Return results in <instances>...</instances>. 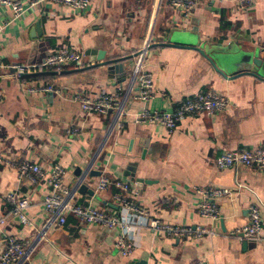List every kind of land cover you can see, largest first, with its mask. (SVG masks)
<instances>
[{
    "label": "crops",
    "instance_id": "1",
    "mask_svg": "<svg viewBox=\"0 0 264 264\" xmlns=\"http://www.w3.org/2000/svg\"><path fill=\"white\" fill-rule=\"evenodd\" d=\"M171 5L172 0H91L83 12L49 2L5 28L0 57L7 65L40 63L60 48L75 51L80 61L21 78L0 71V251L6 248L5 233L31 242L48 219L43 201L52 188L47 178L35 184L19 176L16 167L27 162L47 174L62 166L68 189L89 166L100 173L86 178V192L78 194L77 204L123 212L117 199L123 192L115 184L97 191L103 175L113 183H130L135 193L125 197L149 218L216 233L171 238L143 228L133 236L134 252L123 257L115 248L119 228L81 224L69 216L49 232L27 264H264V208L259 240L236 234L248 224L250 207L260 201L264 205V171L215 165L226 151L264 148V76L240 61L230 69L211 61L220 54L239 59L248 51L264 58V0L247 10L235 9L230 0H201L185 24ZM12 16L11 8L0 7V21ZM151 34L147 67L155 79L153 99L145 105L129 98L120 130L112 129L109 115H84L72 96L116 93ZM182 34L190 41L174 39ZM180 43L186 47L173 46ZM88 50L101 51L102 59L97 53L86 55ZM116 62L123 68L111 74L108 68ZM47 85L61 94L27 91ZM209 92L227 98L226 112L184 119L173 131L135 121L144 108L172 111L188 97ZM238 185L249 190L218 200V221L199 214L200 190ZM9 194L30 196V226L13 216Z\"/></svg>",
    "mask_w": 264,
    "mask_h": 264
},
{
    "label": "built area",
    "instance_id": "2",
    "mask_svg": "<svg viewBox=\"0 0 264 264\" xmlns=\"http://www.w3.org/2000/svg\"><path fill=\"white\" fill-rule=\"evenodd\" d=\"M259 0H230L237 10H247ZM59 3L73 7L80 11H87L90 7L91 0H30L25 4L22 0H0V7L11 8L13 16L10 20L0 21V36L5 28L11 22L22 18L30 10H38L46 3ZM201 0H172V9L175 11L183 24L189 22V19ZM153 44L152 34L149 36L142 49L137 53L136 61L132 65L130 72L125 76L124 82L117 86L116 93H107L101 91L95 96L83 97L73 95L72 99L80 104L81 111L84 115L92 113L100 115H109L112 119V129L122 127L126 117V104L129 98L147 105L156 93V85L153 74L148 70L149 53ZM80 56L75 51L67 48H60L55 52L47 55L40 63L7 65L0 57V71L4 77L21 78L30 73H36L46 68L62 69L65 65L77 63ZM28 92H43L61 94L59 90L51 85L41 87H30ZM125 91V96L120 95ZM119 93V94H118ZM2 94L0 93V104ZM229 101L222 95L215 93H199L193 97H188L172 111H159L144 108L135 116V121L141 125H160L173 131L178 127L180 121L207 114L215 116L223 114L229 107ZM1 160V159H0ZM215 165L219 169L248 168L258 171H264V148L255 150H234L226 151L219 156ZM18 174L21 178H29L32 183H38L47 178L52 192L47 195L43 205L48 219L46 224L38 230L35 238L30 242H22L16 237L6 235V248L0 251V264H27L32 254L40 243L45 241L49 232L55 227H61L66 223L69 216L75 217L81 224H96L107 229L121 230L115 248L123 257H129L136 248L134 234L141 229L146 228L155 233L165 235L171 238H202L204 236H215L216 233L211 229L199 228L193 230L190 227L163 222L159 219L149 218L146 210L130 202L125 196L128 192L135 193L133 186L127 182L113 183L107 176H101L97 185V191L107 190L112 184H115L123 194L118 196L123 212L119 215L111 214L108 211L98 209L92 205H80L76 203V197L86 178L92 172V167L85 169L74 188L68 189L65 183L66 171L60 165H55L49 171V174L43 169L32 163H21L17 167ZM241 189H248L244 185H238L235 189L210 188L200 190L202 199L198 203V212L202 217L218 221L221 218L218 207V200L232 198ZM7 202L12 206L13 216L16 217L23 225L30 226L27 216V210L31 205L30 196L22 198L16 197L15 194H9L6 197ZM264 208L260 201L249 209L248 224L236 233L246 240H259L263 231V218L261 209ZM1 224L4 220L0 221ZM194 264H207L204 261H197Z\"/></svg>",
    "mask_w": 264,
    "mask_h": 264
},
{
    "label": "water",
    "instance_id": "3",
    "mask_svg": "<svg viewBox=\"0 0 264 264\" xmlns=\"http://www.w3.org/2000/svg\"><path fill=\"white\" fill-rule=\"evenodd\" d=\"M174 39H178L180 42L190 41V38L185 37L183 34L180 36H174ZM173 46L186 47V45H182V43H180V45L175 44ZM96 53L99 54L100 55L99 58L102 59L103 54L101 53V51L96 52L94 50H88L86 52V55H92V54H96ZM211 61L216 66H218V64H219V66L221 68H226V69H230L237 61H240L245 66H247V68L253 67L255 70V75L264 76V58L261 56V53L258 51H255V52L254 51H248L244 55H242L239 59H234V56L231 57L228 54H220V56L216 57L215 59L211 58ZM122 68H123L122 65L119 64L118 62H116V63H112V65L108 68V70L112 74V73H115L117 71H120ZM122 75L125 76L124 73H122ZM90 174L100 175V173H96V172H93V173L91 172ZM86 189H87L86 186L82 185L80 190H79V193L86 192Z\"/></svg>",
    "mask_w": 264,
    "mask_h": 264
}]
</instances>
